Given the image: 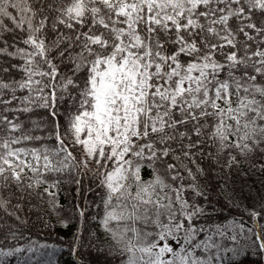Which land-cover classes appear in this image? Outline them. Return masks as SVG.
<instances>
[{
	"label": "snow or ice",
	"instance_id": "6c2138e0",
	"mask_svg": "<svg viewBox=\"0 0 264 264\" xmlns=\"http://www.w3.org/2000/svg\"><path fill=\"white\" fill-rule=\"evenodd\" d=\"M0 264H264V0H0Z\"/></svg>",
	"mask_w": 264,
	"mask_h": 264
},
{
	"label": "trees",
	"instance_id": "16d2710c",
	"mask_svg": "<svg viewBox=\"0 0 264 264\" xmlns=\"http://www.w3.org/2000/svg\"><path fill=\"white\" fill-rule=\"evenodd\" d=\"M52 239H55V234H53ZM64 259H70L69 257L65 256Z\"/></svg>",
	"mask_w": 264,
	"mask_h": 264
}]
</instances>
